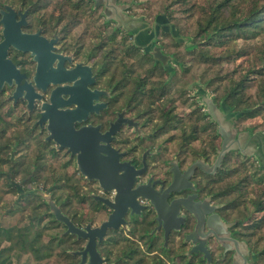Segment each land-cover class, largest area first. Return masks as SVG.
<instances>
[{"label":"trees","instance_id":"obj_1","mask_svg":"<svg viewBox=\"0 0 264 264\" xmlns=\"http://www.w3.org/2000/svg\"><path fill=\"white\" fill-rule=\"evenodd\" d=\"M22 1L31 5L30 25L41 26L47 35L68 39L84 24L76 39H65L64 50L74 51L81 60L95 59L98 70L107 68L103 83L117 89L121 105L146 116L156 137L175 138L178 148L186 145L191 160L199 155L213 158L220 145L216 125L188 95L187 86L197 81L217 106L224 103L241 113L239 130L264 131V0L135 2L145 7L137 14L132 5L130 15L163 22L182 39L162 44L173 58L171 72L132 45L129 34L105 22L90 0ZM131 1L138 0H118ZM92 30L98 41L85 48L83 38ZM110 58L121 62H108ZM11 91L6 85L0 90V264H18L22 255L32 264H79L75 253L85 242L65 235L64 224L55 220L44 200L27 193L49 191L77 227L102 222L104 210L89 200L91 189L77 171H68L73 162L58 165L64 157L44 140L45 132L33 126L37 114L23 113L25 101L13 104L7 94ZM209 186L225 204L224 218L237 221L238 238L257 256L256 264H264V170L254 158L230 152ZM6 195L16 200L6 201ZM134 234L131 239L117 234L97 244L107 264H185L173 255V248L165 250L154 242L149 248V242Z\"/></svg>","mask_w":264,"mask_h":264},{"label":"water","instance_id":"obj_2","mask_svg":"<svg viewBox=\"0 0 264 264\" xmlns=\"http://www.w3.org/2000/svg\"><path fill=\"white\" fill-rule=\"evenodd\" d=\"M90 1L93 10L101 9V16L105 22L113 23L115 30L122 29L131 36L132 45L149 55L155 63H160L166 70H172L170 63L173 62V58L164 54L161 46L156 44L159 31L157 21L151 26L143 17L129 15L130 5L120 3L118 0ZM0 22L3 25L0 41V90L5 85L9 86L12 91L8 99L13 104L18 100H24L27 113L33 111L36 103H39L38 119L34 126L39 127L40 131L45 126L47 133L45 141H51L57 151L65 150L70 157H75L76 171L84 180L97 183L102 191L114 192L112 200L91 195L95 202L102 203L110 210V213L107 219L98 226L91 227V224L87 223L82 228L76 227L61 212L48 192L37 189L27 194L38 195L44 200L55 220L64 224L65 235H74L78 240L85 241L83 249L75 253L80 256L79 264H106L105 259L97 250V244L105 240L108 231L120 230L121 226L125 225L123 217L128 211L130 215L139 213L135 198L140 196L150 200L156 210V203L151 197L142 193L140 189L142 187L131 190L133 180L129 178L127 181L128 175L125 169L128 163H121L118 155L109 147L111 136L126 123L128 127L131 125L118 116L104 132L91 124L75 129L76 123L85 121L90 114H97L98 110L105 106L99 102L104 91L87 88V84H92L94 79L88 76L91 73L90 68L78 64L71 71L63 69V61L71 59L72 56L65 57L52 53L53 44L56 43L57 38L47 40L39 33H22L20 27L26 24L23 18L15 21L4 15ZM10 48L20 53H28L36 63L35 74L31 81H27L21 75L19 68L8 58ZM54 62H56L55 66H53ZM83 75H86V80ZM67 83H72V86H62ZM50 86L56 87L50 92L48 102H43L42 93H45ZM73 90L76 94L72 92ZM195 98L210 122L216 125V135L220 138L219 149L216 151V157L211 166L200 159L192 163L183 174H176L174 171L173 181L166 192L186 189L189 185L186 184V180L195 169L205 174H212L230 152H238L244 157L254 158L260 169L264 170V133L252 130L239 131L235 127V120L241 116V113L233 112L224 103L217 106L212 96L203 88L197 87ZM71 106L74 107L70 109ZM193 198L194 196H188L186 199L173 201L170 204H181L196 219L197 223L193 232L185 238L186 242L191 241L193 245L188 255L192 252H200L203 254L205 264H209L211 259L205 242L207 238L213 237L216 243L223 248V255L228 252L232 253L231 264H256L257 256H250L246 242L236 241L231 237L228 229L236 222L224 224L217 215H210L206 219L208 232L203 235V240L198 239L202 233L205 215H208L212 208L197 214L195 210L188 209L186 206V203L191 202ZM157 220L163 224V219L159 218V215H157ZM164 230L166 237L169 230L166 224H164Z\"/></svg>","mask_w":264,"mask_h":264},{"label":"flooded vegetation","instance_id":"obj_3","mask_svg":"<svg viewBox=\"0 0 264 264\" xmlns=\"http://www.w3.org/2000/svg\"><path fill=\"white\" fill-rule=\"evenodd\" d=\"M30 8L31 5H26L22 0H0V21L4 15H6L7 18H13L15 21H19L21 20V18H23L26 24L20 27L22 33H39L41 37H44L47 40L57 38L56 43L53 44L54 49L52 50V53L60 54L65 57L72 56L71 59L63 61V69H65L66 71H71L78 64L88 66L91 71L88 76H92L94 79L92 84H87V88L89 90L104 91V94L99 98V102L105 104L104 108H100L97 114H90L88 117H86L85 121L76 123L75 129H79L83 126L91 124L92 126L99 127L100 131L104 132L108 129L109 125L118 118V116H121V120H126L131 125L130 127H128V124L126 123L125 125L120 127L117 133L111 136L109 147L113 152H115V154L118 155V160L121 163H128V166L125 169L128 175L127 181L129 180V178L133 180L131 190H134L137 187H142L140 188L142 190V193H145V195L151 197L154 203H156V210L155 206L151 203L150 200H146L145 198L137 196L135 198V205L139 213L130 215V211H128L123 217L125 225L121 226L120 230L108 231L105 239L109 237L112 238L117 234L124 235L125 237L131 239L133 237V234L135 233L134 238H141V240L143 239V242H149V248H151L152 242L156 243L155 246L161 244V247L165 250H170V248H173V255L184 259L185 264H205L202 253L192 252L188 255V252L193 247V245L191 241H185L186 236L193 232L194 227L197 223L195 217L191 213H189L188 210L181 204L170 205L173 201L186 199L188 196H194L191 202L186 203L188 209H193L197 214H201L202 212L207 211L208 208H212V210L209 211V214L205 215V222H203L202 233L200 236H198L199 240H203V235L208 232L206 224L207 217L210 215H217L224 224L236 222V224L228 230L234 240L244 241L238 238V232L236 230L237 221H228L224 218L221 210L225 204L221 202L219 198L215 197V193L211 192V188L209 186V184L214 181L215 177L220 172L223 161L221 162L220 167L217 168L212 174H205L200 170L195 169L192 175L186 180V184H189L188 186H186V189H181L179 191L169 190V192H166L167 188L173 181L174 171L176 172V174H183L192 163L200 159L211 166L213 161L215 160L217 150L215 151L214 157L211 159L199 155L196 159L191 160V158L186 156V145H181L180 148H178V145L176 143L177 140L175 138L162 139L156 137V131L152 130V125L149 123L147 117L141 113H136L134 111V108L131 106L125 104L121 105L117 89L113 85H104L102 79L104 78V71H106L107 68L98 70L94 67L95 59H91L89 61L81 60L77 58L75 52H66L64 50L65 37L60 36L56 33L47 35L41 26L32 27L30 25L29 19ZM158 28L159 30H162L163 33H166V31H164L160 27ZM2 30L3 25L0 22V41L2 39ZM130 40H132L131 36ZM7 56L13 62V64H15L19 68L21 75L27 81H31L35 74L36 68V63L33 62L32 57L28 53H20L12 48L8 50ZM108 62L119 63L121 62V60L110 58ZM155 64L161 65L160 63ZM55 65L56 62L53 63V66ZM170 66L173 69L174 62H171ZM84 79H87L86 75L84 76ZM107 82L110 85L112 84L110 79L107 80ZM62 86L71 87L72 83H67ZM55 87L56 86H50L45 93H42L43 102H48L50 92ZM72 92L76 94V91L73 90ZM73 107L74 106H71L70 109H72ZM38 108L39 103H36L33 111L30 112L32 114H37V119ZM41 131H44L46 134L45 136H47L45 126ZM52 145L53 148H55V145L53 143ZM58 152H62L61 155L66 158V160L73 162L76 169L75 157H70V155L66 153L65 150H61ZM83 181L87 185H89L88 188L91 189V192L88 195L89 200L93 201L94 204H98L99 208H101V210H104V220H106L110 213V210L107 207L103 206L102 203L95 202L91 198V195L112 200L114 192L102 191L98 188L97 183L87 182L84 179ZM46 192H48V194L50 195L49 191ZM54 202L56 203V201ZM157 215H159V218L161 217L163 219V224L159 223V221L157 220ZM179 219H181V222H179ZM100 223L101 222H99L98 224H90L91 227H96ZM164 224H166L169 228L166 237L164 236ZM83 226L79 228H82ZM205 247L209 251V256L211 259L209 264H231L232 253L228 252L223 255V248H221L216 243L215 238H207ZM251 255L253 254L250 253V256Z\"/></svg>","mask_w":264,"mask_h":264},{"label":"rangeland","instance_id":"obj_4","mask_svg":"<svg viewBox=\"0 0 264 264\" xmlns=\"http://www.w3.org/2000/svg\"><path fill=\"white\" fill-rule=\"evenodd\" d=\"M139 1H141V0H138V1H131V2H129V3H125V4H129L130 5V7L132 6V5H134L136 8V13L137 14H140V9H143L145 6H136V3H140ZM136 2V3H135ZM99 12H100V14H101V9H99ZM132 16V15H131ZM136 17H141V16H137V15H135ZM134 17V16H133ZM144 19H145V17L144 16H142ZM148 24H150L151 26L152 25H154V20L152 19V20H145ZM110 23V22H109ZM160 24V25H159ZM84 25V24H83ZM83 25H81V26H79L77 29H75L74 31H72V33H71V35H69V37H68V39H66V41L68 40V41H70L71 40V36H74L75 37V39H76V37L77 36H79L80 34H82V32H83ZM111 25L114 27V24L113 23H111ZM158 26L161 28V29H163L164 31H166V34H168V36H166V37H162V36H160L161 35V33H163L162 32V30H159L158 31V33H157V36H156V44L158 45V46H161V48H162V44L164 43V44H170L171 42H172V40L173 41H182V39H180L179 37H177L176 36V32H175V30L171 27V26H166V25H164V23L163 22H159L158 23ZM119 30H122V29H119ZM94 30H92V32H89V33H87V36H85V38H83V40H84V45H85V48H87V46L89 45V44H93V43H96L98 40L97 39H94L93 37H94V32H93ZM123 31V30H122ZM126 33V32H125ZM61 36V35H60ZM68 36V35H67ZM129 41L130 42H132V40H130V37H129ZM79 43H81V40L79 41ZM80 47L81 45H77V47ZM163 51V50H162ZM74 52V51H73ZM165 51H163V53H164ZM165 54V53H164ZM198 72H200V70L198 71ZM197 87H199V88H203L204 89V86L201 84V83H199V81H197V82H195V83H192L191 85H188L187 86V92H188V95L190 96V97H192V98H195V92H196V90H197ZM7 94L8 95H10L11 93H9V92H7ZM6 94V95H7ZM209 94V93H208ZM195 101L197 102V99L195 98ZM198 103V102H197ZM199 105V104H198ZM22 111H23V113H25V114H27V115H29V114H31V113H27V112H25V107H24V109H22ZM15 117H16V115H15ZM15 122H16V120H14ZM238 121V119L237 120H235V127L238 129V128H240V127H237L236 126V122ZM35 124V123H34ZM34 124H33V126H34ZM35 127V126H34ZM239 130V129H238ZM246 130H252V129H246ZM239 131H245V130H239ZM253 131V130H252ZM40 132H42V131H40V129H39V133ZM253 132H262V133H264V131H261V130H257V131H253ZM46 134H44V138L46 137L45 136ZM60 153H62V152H60ZM249 158V157H248ZM64 161H66V158H63V159H61L59 162H58V165L59 164H62V163H64ZM74 164V163H73ZM257 164H258V162H257ZM75 169V166H73V165H71L70 167H69V172H71L72 170H74ZM76 170V169H75ZM79 175V174H78ZM41 191H43V190H41ZM43 192H46V191H43ZM6 198V201H10V202H13V201H15L16 200V198H15V196H10V195H6L5 197H4V199ZM13 220L12 219H10V222H12ZM4 225H8V223H7V221L6 222H4L3 223ZM5 245V244H4ZM14 264H16V263H14ZM18 264H32V261L28 258V256H25V255H22L21 257H20V259H19V262H18Z\"/></svg>","mask_w":264,"mask_h":264}]
</instances>
